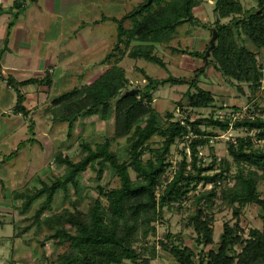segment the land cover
Here are the masks:
<instances>
[{
    "label": "trees",
    "instance_id": "obj_1",
    "mask_svg": "<svg viewBox=\"0 0 264 264\" xmlns=\"http://www.w3.org/2000/svg\"><path fill=\"white\" fill-rule=\"evenodd\" d=\"M147 2L121 19L102 16L101 21L95 22L97 25L110 21L117 26L116 47L103 60V65L110 68L93 83L54 98L50 110L54 121L68 124L69 137L81 118L100 115L103 121L114 120L113 140L127 138L131 143L128 160L122 161L112 150L110 138L94 145L82 142L84 156L78 162L58 153L55 162L64 167L62 176L50 183L40 181L41 186L35 191L13 193V200L21 202L23 213L40 202L32 220L21 231L27 233L34 227L43 228L47 231L45 241L63 249L48 264H151L157 253L154 246L149 247V239L155 234V224L163 219L164 210L181 206L201 184H212L210 191L195 198L196 213L190 217L187 226L194 229L197 247L213 246L215 215L211 210L215 201H221L220 211L232 209L236 221L224 224L218 251L195 253L184 244L181 236L169 232L161 245L177 264H264V191L259 193L258 187L264 182V151L255 146L252 137L230 142L228 152L238 172L233 178L235 184L223 187L218 181L227 178L229 164L222 162L223 171L211 174L216 170L217 159L205 166L198 151L218 136L203 130L204 122L222 132L230 129L256 132L257 140L264 141V117L245 118L233 125L225 119L212 117L190 121L187 117L184 122L160 126V116L153 107V93L160 86L191 84L197 92L187 93L189 108L208 109L215 105L213 93L198 86V76L190 81L174 76L163 80L146 77L148 85L140 95L123 97L125 92L132 90L126 70L121 66L125 58L144 60L166 70L167 64L155 54L156 47L171 43L178 29L185 24H202L194 13L201 0H154L150 6ZM258 2V10L245 11L240 0L217 1V39L211 53V63L226 80L248 84L254 92L260 89L264 80V72L257 61V54L264 49V0ZM18 4L23 6L22 2ZM229 18H232L229 24L221 23ZM129 20L133 23L132 29L125 28ZM190 54L198 58L205 56L198 52ZM7 83L17 91L15 112L27 117L30 111L24 105L26 97L21 89L34 84L51 88L53 79L50 75L40 81L17 82L9 78ZM167 118L173 120L174 114L167 113ZM142 122L144 125L140 124ZM156 136L164 140L160 149H152L150 145ZM189 136H193L189 145L190 161L185 155L173 177L166 178L172 167L168 159L171 148L178 139ZM150 153L153 155L144 160ZM105 167L119 179V187L106 189L99 184L98 197L87 212L75 202L72 208L53 212L60 193L67 196L71 189L79 193L80 178L89 171H94L101 182ZM131 171L136 175L135 180ZM250 204L261 208L263 226L246 234L241 226V216ZM147 254L151 257H146Z\"/></svg>",
    "mask_w": 264,
    "mask_h": 264
},
{
    "label": "rangeland",
    "instance_id": "obj_2",
    "mask_svg": "<svg viewBox=\"0 0 264 264\" xmlns=\"http://www.w3.org/2000/svg\"><path fill=\"white\" fill-rule=\"evenodd\" d=\"M146 1L149 0H76L72 5L73 8H69L67 13L62 10L61 19L55 12L50 11L46 0H41L38 9L40 12L33 8V3L28 4L31 8L29 13L33 15V12L34 14L37 12L38 17L34 20L30 14L26 19V23L35 34L32 33L27 45L24 46H30V66L34 61L36 64L34 69L30 67L25 71L29 73V78L37 77L36 74H39L37 68L43 62L42 77L49 73L52 67L56 69V72L54 75L50 72L54 81L51 88L34 85L21 89L23 94L29 95L28 104L32 114L27 117L9 112L17 104V91L4 86L2 89L0 87V107H2L0 109V160H5L4 165H0V264H48L63 251L53 242L45 241L47 231L43 228L34 227L27 233L21 231L32 220L40 202L29 212L23 213L21 202L13 200L14 192L35 191L40 188V181L50 183L64 174V167L55 162V156L58 153L78 162L84 156L82 142L94 145L110 138L112 150L122 161L128 160L131 143L127 138L113 140L114 120L103 121L100 115L87 119L81 118L75 125L72 136L69 137L68 124L54 121L50 110L53 107L54 98L93 83L110 68L109 65L107 67L101 64L107 54L116 47L117 26L110 21L99 22L97 25L95 22L101 21L102 16L121 19ZM217 1L201 0V5L194 10L202 23L201 26L185 24L178 29L171 43L156 47L155 54L167 64L166 70L144 60L133 61L125 58L121 63L130 80V89L144 90L148 85L146 77L163 80L174 76L190 81L198 76L200 77L198 86L213 93L215 105L208 109H191L187 93H196V87L191 84L160 86L153 93V107L160 116V126H168L170 122L175 121L184 122L187 117L190 121L212 117L225 119L231 121L232 125L245 118L264 117V83L263 89L254 92L248 84L226 80L211 63V53L216 47V40L213 41L214 47H212V40L217 33L215 29ZM240 2L245 11L258 10V0H240ZM231 20L232 18L225 19L221 23L229 24ZM83 22L87 24V27L79 30ZM34 25L39 30L47 31L46 34L50 37L37 51L33 47L37 45V30L32 29ZM48 25L49 30H47ZM132 27V21L125 23L126 29H132ZM52 51L53 60L50 54ZM192 52L205 56L194 57L190 54ZM56 56L66 62L61 63ZM257 61L263 71L264 49L257 54ZM42 91L43 94H41ZM167 113H173L174 119L169 121ZM2 117L7 119V123L1 120ZM10 124H12L11 131H9ZM140 124L144 125L143 122ZM201 128L218 135L211 138L204 147L198 148L199 157L203 159L204 165L209 166L214 162V158L217 159L216 170L211 174L223 171L222 162H227L230 166L226 173L227 178L218 181L221 182L222 187L226 184L233 186L235 184L233 178L238 172V167L228 152L230 142H235L238 138L252 137L255 146L264 151V141L257 140L256 132L245 129H230L228 132H222L209 127L207 122H204ZM192 139L193 136L178 139L171 148L168 159L172 167L166 174V178L173 177L185 155L190 161L189 145ZM163 141L159 136L154 137L150 142L151 148L160 149ZM5 142H7L6 145ZM19 148L20 151H18ZM152 155L153 153L147 154L144 160H148ZM131 175L135 180V173L131 171ZM99 184L106 189H111L119 187V179L109 167L104 168L101 182L97 180L94 171H89L80 178L79 193L71 189L67 196L64 193L58 195L53 212L72 208L74 202L87 212L98 197ZM258 187L259 193H263L264 182L259 183ZM212 188V184H201L195 192L190 194V199L181 206L164 210L163 219L155 224V234L149 239V247L154 246L157 253L151 264H177L161 245L168 232L177 237L181 236L184 244L195 253L218 251L224 224L228 222L234 224L236 221L232 209L225 208L220 211L221 201H215L211 210L215 215L213 246L197 247L194 229L187 226L190 223V217L196 213L195 198ZM102 201L106 204V199L103 198ZM241 226L246 234L252 229H262L261 208L258 205L250 204L243 210ZM146 257L151 256L147 254Z\"/></svg>",
    "mask_w": 264,
    "mask_h": 264
},
{
    "label": "crops",
    "instance_id": "obj_3",
    "mask_svg": "<svg viewBox=\"0 0 264 264\" xmlns=\"http://www.w3.org/2000/svg\"><path fill=\"white\" fill-rule=\"evenodd\" d=\"M21 2L23 4V6H19L18 2L14 1V0H5L3 6L1 8V11H0V87L2 89V86H4V87H7L8 89H11L14 91H16V90L13 87L9 86L7 83V80L9 78H13L17 82H23V81H26L29 79H37V81H40V80H43L46 77V75L51 76V73H52V75H54L56 72V69H54V67H52L49 69V73L47 72V74L44 75L45 77L44 76L42 77V73H44V71H42L44 69V66H43L44 63L43 62L37 68L38 70L36 69L37 72L39 73V74H36L37 77L29 78V73H27V71H25V70L29 69L30 67H32L34 69L35 64H36L34 61L32 63V65L30 66V58H29L30 46H24V45H27L28 40L32 36V33L35 34L34 32L31 31V29H30L31 27L28 26V24L26 23V19L31 14V13H29L31 11V8L28 7V4L33 3L34 4L33 8H36V10H38L40 5H41V0H23ZM21 2H19V3H21ZM46 2H47V6L49 7L50 11H52V13L55 12L56 15L60 16V19H61L62 10H65V13H67L68 10H70L69 8H73L72 5H74L76 0H46ZM21 8H23V9H21ZM19 10H21V11L18 14ZM17 14H18V16H16ZM33 15L31 14L33 19L34 18L36 19L38 17L37 12L35 14L33 12ZM34 20H33V22H34ZM86 27H87V24L83 22L80 25L79 30H81V28L84 29ZM32 29L37 30L36 31L37 45L33 46L37 51L38 48L41 49L42 45L44 44V41L50 37H49V35L46 34L47 31L45 32L43 30H39V29H37V27L35 25L32 26ZM49 29H50V27L48 25L47 30H49ZM50 54H51V58L53 60V58H54L52 56V55H54L53 51ZM56 58H59V61L63 64L66 62V61L64 62L62 59L60 60L59 56H56ZM53 62L56 63L55 61H53ZM101 65H103V63ZM105 66L108 67V65H105ZM121 66H122V64H121ZM20 70H22V71H20ZM62 72L64 73V71H62ZM53 84H54V81H53ZM34 85L44 86L42 84H34ZM34 85H30V86H34ZM25 87H28V86H25ZM25 87H23V88H25ZM38 91H39V89H38ZM38 91H37V94H38ZM41 94H43V91L41 92ZM24 95L26 97L24 105L30 111L29 114H32L31 109L29 108V104H28L29 103V95L28 94H24ZM17 99H18V95H17ZM42 100H43V95H42ZM16 105L14 108L10 109L9 112H11V114H14L17 116H23L22 114L15 112ZM0 109H2V107H0ZM12 111H13V113H12ZM24 117H26V116H24ZM2 118L3 119H1V120H3L5 123H7V119H5L4 117H2ZM9 123H11L10 120H9ZM11 126H12V124H10V126H9V128H10L9 131H11V129H12ZM29 129H30V127H29ZM10 138H11V134H10ZM6 144H7V142H5V145ZM18 151H20V148ZM4 163H5V160H2V161L0 160V165L1 164L4 165Z\"/></svg>",
    "mask_w": 264,
    "mask_h": 264
},
{
    "label": "water",
    "instance_id": "obj_4",
    "mask_svg": "<svg viewBox=\"0 0 264 264\" xmlns=\"http://www.w3.org/2000/svg\"><path fill=\"white\" fill-rule=\"evenodd\" d=\"M154 0H149L147 2V6H150L153 3ZM216 33V32H215ZM217 39V33L214 35L213 40H212V47H214L213 41ZM140 95V90L139 89H132L130 91H127L124 93L123 97H128V96H138Z\"/></svg>",
    "mask_w": 264,
    "mask_h": 264
},
{
    "label": "built area",
    "instance_id": "obj_5",
    "mask_svg": "<svg viewBox=\"0 0 264 264\" xmlns=\"http://www.w3.org/2000/svg\"><path fill=\"white\" fill-rule=\"evenodd\" d=\"M4 1L5 0H0V11H1V8H2V6H3V4H4ZM14 1H16V2H21V1H23V0H14ZM263 72H264V69H263ZM263 83H264V80L262 81V83H261V87H260V89H263ZM232 125V124H231Z\"/></svg>",
    "mask_w": 264,
    "mask_h": 264
}]
</instances>
